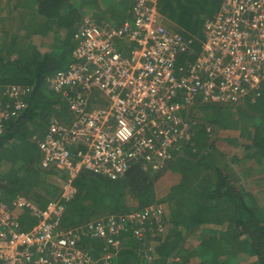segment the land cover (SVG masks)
Listing matches in <instances>:
<instances>
[{"label":"trees","instance_id":"16d2710c","mask_svg":"<svg viewBox=\"0 0 264 264\" xmlns=\"http://www.w3.org/2000/svg\"><path fill=\"white\" fill-rule=\"evenodd\" d=\"M162 1L169 7L180 2ZM223 1L204 0L202 34L187 24L177 32L188 42L178 68L195 61L204 23ZM6 2L5 10L0 7V110L8 113L0 131L1 199L13 205L24 196L44 208L61 192L47 178L49 191L41 193L32 178L41 180L46 173H37L43 169L38 139L53 119H71L68 101L51 78L73 62L76 35L86 18L103 27L120 26L132 18L134 2L118 0L112 16L94 12L92 0ZM14 87L20 88L16 96ZM17 102L23 107L17 109ZM197 103L207 113L182 114L188 137L159 168L144 166L141 158L117 180L81 172L75 197L64 202L61 228L77 231L78 243L98 256L108 237L86 234L85 228L98 220L119 221L114 238L122 248L113 264H264V80L238 100ZM28 187L37 192L35 199L26 195ZM18 217L25 229L35 222L26 208Z\"/></svg>","mask_w":264,"mask_h":264},{"label":"built area","instance_id":"2783aa9c","mask_svg":"<svg viewBox=\"0 0 264 264\" xmlns=\"http://www.w3.org/2000/svg\"><path fill=\"white\" fill-rule=\"evenodd\" d=\"M76 40L73 62L51 78L68 101L71 121L53 119L38 139L41 167L66 172L60 199L42 208L20 196L9 206L0 192V264H113L122 248L114 238L119 221L85 228L86 234L108 237L98 256L78 243L77 231L60 226L78 175L87 170L117 180L141 158L144 166L159 168L188 137L185 106L235 101L264 80V0H224L205 21L201 50L188 67L177 66L188 42L163 24L160 0H134L132 18L120 26L86 18ZM19 91L14 87L11 95ZM7 115L0 110V131ZM16 207L31 211L35 222L29 228L22 227Z\"/></svg>","mask_w":264,"mask_h":264},{"label":"rangeland","instance_id":"374dc122","mask_svg":"<svg viewBox=\"0 0 264 264\" xmlns=\"http://www.w3.org/2000/svg\"><path fill=\"white\" fill-rule=\"evenodd\" d=\"M92 1L94 2L96 1L92 7L94 12L97 10L100 12H111V16L117 12L115 10L114 13H112L118 0H92ZM164 1L166 2L168 0H163L162 2ZM203 3H204V0H180V2L176 4V6H172V7H169L168 3H160L161 8L163 7V24L173 33H177V32L183 33L180 30V28L181 27L186 28L185 24H187L189 26L195 27L197 32H199V34L200 33L202 34V30H203L202 23L204 19L206 18L204 12L202 11V6H204ZM78 18H80L81 20V17H78ZM101 93L104 94L103 92ZM192 109L194 110L195 113H198V114H202L203 112H204L203 114H205L208 111V109L205 108L204 105L200 103H194V104L185 106V108L182 111V114L186 117ZM69 121H71V119H69ZM39 152H40V163H41L42 155H41L40 149H39ZM36 159H37V156H36ZM39 169L40 170L37 171L38 174L40 171L41 173L46 172L42 174L41 180H38L35 177H32V178L33 180L37 182V185H39L40 190L38 191L41 193L43 192L44 194H47V192L49 191V187H50L49 182L46 181L47 178L49 177L48 175L55 176L53 178L54 179L57 178V180L58 178H62L63 176L66 175V172L64 170L55 169L54 171H48V170L41 169L40 167ZM82 172H88L87 174L92 173L87 170H83ZM11 173H12V176L14 177V174L17 172L12 171ZM16 177H19V176L17 175ZM54 182L56 183V180ZM35 193L37 192L33 191L32 188L30 187H28L26 190V195L29 197L31 196L32 198H34L33 195H36ZM5 202L12 205V200H5ZM24 211L25 209L23 208H19V207L15 208V213L17 214V216L24 213ZM181 233L184 236V239H187V237L189 236L186 231H181ZM140 250L141 249H138V251Z\"/></svg>","mask_w":264,"mask_h":264},{"label":"crops","instance_id":"0c3cea01","mask_svg":"<svg viewBox=\"0 0 264 264\" xmlns=\"http://www.w3.org/2000/svg\"><path fill=\"white\" fill-rule=\"evenodd\" d=\"M7 0H0V7L1 8H3L4 10L6 9V7H4V6H7V2H6ZM168 1H170L171 3L173 2V3H175L177 0H168ZM132 2H134V0H132ZM172 3V4H173ZM93 7V6H92ZM92 7H90V8H92ZM160 8H161V6H160ZM2 14H4V13H2ZM85 14V17L86 16H91V15H89V13H84ZM163 14V13H162ZM84 17V18H85ZM53 177H55V176H52V175H49V177H48V180L50 181L51 180V182H53L54 183V181L56 180V184L57 185H60V181H61V178H58V180H57V178H53Z\"/></svg>","mask_w":264,"mask_h":264}]
</instances>
